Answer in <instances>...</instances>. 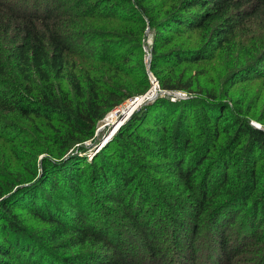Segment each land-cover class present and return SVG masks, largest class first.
Segmentation results:
<instances>
[{"label": "trees", "instance_id": "obj_1", "mask_svg": "<svg viewBox=\"0 0 264 264\" xmlns=\"http://www.w3.org/2000/svg\"><path fill=\"white\" fill-rule=\"evenodd\" d=\"M223 54L264 78V0H0V264H264V119L190 73ZM149 72L187 97L83 157Z\"/></svg>", "mask_w": 264, "mask_h": 264}, {"label": "rangeland", "instance_id": "obj_2", "mask_svg": "<svg viewBox=\"0 0 264 264\" xmlns=\"http://www.w3.org/2000/svg\"><path fill=\"white\" fill-rule=\"evenodd\" d=\"M153 42L152 34L149 30H147V37L145 39V53H146V60H147V69H149V54H150V46ZM151 55V54H150ZM252 60H250L248 57L240 55H222L219 56L216 60L210 61L207 63L202 64L201 66L197 68H192L191 74L195 76H199V80L201 83V87L205 88L207 91L212 89H217L219 91V96L225 97V92L229 91V98L230 105L233 108L232 111L235 113L238 112L239 109H242L244 111L243 113L246 114L247 117L259 120L264 119V78L259 80H250L248 82H239L236 83L234 86L231 84L233 80L230 79L232 77L234 71H238L239 69L244 70L246 69L250 64H254V62L250 63ZM239 70V71H241ZM248 71V70H246ZM242 72H238L243 73ZM201 73V76L199 75ZM151 87L149 89H153L152 82ZM158 92L160 90L158 89ZM159 94V93H158ZM186 94V93H185ZM175 95V94H171ZM161 95H159L160 97ZM158 98V97H157ZM133 100L127 101L125 104L120 106L119 108L111 111L106 118L99 124L98 132L95 137V141H89L86 143V148L88 151L82 155L83 157L88 158L89 161L92 160V157L101 151L103 145H106L110 140L112 139L113 127L115 126L114 123H107V118L110 114L116 113L117 114V120L121 118L120 116V110L122 108H125L128 104H130ZM227 101V100H225ZM141 105L136 111H138L141 107L145 106ZM119 111V112H117ZM263 123V122H262ZM252 124L258 125L260 128L264 127L258 123L257 121L252 122ZM264 124V123H263ZM113 130V131H112ZM113 136H112V135ZM97 141V144H96ZM101 144L99 147L98 145ZM98 148V149H97ZM80 155V156H82Z\"/></svg>", "mask_w": 264, "mask_h": 264}, {"label": "built area", "instance_id": "obj_3", "mask_svg": "<svg viewBox=\"0 0 264 264\" xmlns=\"http://www.w3.org/2000/svg\"><path fill=\"white\" fill-rule=\"evenodd\" d=\"M149 61L151 59V55L149 54ZM149 79L150 81L152 82V85H153V89L148 91L145 95L147 96V99L145 101V104L146 103H149V102H153L157 99V97H159V95L161 96H164V97H168L170 98L172 101H176V100H180V99H184L187 97V94L185 93H182V92H166V91H163L160 87V84L159 82L157 81V79L155 78V76L149 72ZM158 89L160 90V92H158ZM159 93V94H158ZM171 94H175L174 96L171 95ZM144 95V96H145ZM255 127L257 128H260L258 125H255Z\"/></svg>", "mask_w": 264, "mask_h": 264}, {"label": "bare ground", "instance_id": "obj_4", "mask_svg": "<svg viewBox=\"0 0 264 264\" xmlns=\"http://www.w3.org/2000/svg\"><path fill=\"white\" fill-rule=\"evenodd\" d=\"M136 103L135 104H133L132 105V102L130 103V104H128L125 108H122L121 110H120V116H121V118L120 119H118L117 120V114L116 113H112V114H110L109 116H108V118H107V123H114L115 122V131L113 132V134H115V133H117L118 131H117V129H118V126L120 125V124H122V122L126 119V118H128L132 113H133V111H136L140 106H141V103L139 104V105H136ZM117 131V132H116Z\"/></svg>", "mask_w": 264, "mask_h": 264}, {"label": "water", "instance_id": "obj_5", "mask_svg": "<svg viewBox=\"0 0 264 264\" xmlns=\"http://www.w3.org/2000/svg\"><path fill=\"white\" fill-rule=\"evenodd\" d=\"M146 99H147V96L145 95V96H142V97H138V98H135L133 101H132V105L133 104H135L136 103V105H139L140 103H141V105H144L145 104V101H146ZM150 103V102H149ZM147 104V103H146ZM135 105V106H136ZM117 112H119V111H117ZM136 111H133V113L128 117V118H126L123 122H122V124H120L119 126H118V129H117V131L133 116V114L135 113ZM114 129H115V127H113ZM113 129V130H114ZM112 130V131H113ZM116 131V132H117ZM112 135V134H111ZM113 135H115V134H113ZM112 135V136H113ZM101 144H99L98 145V147L100 146ZM105 145H103V147H104ZM102 147V148H103ZM98 149V148H97Z\"/></svg>", "mask_w": 264, "mask_h": 264}]
</instances>
